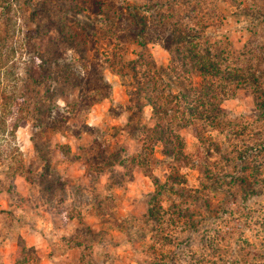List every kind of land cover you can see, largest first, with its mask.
<instances>
[{"label":"rangeland","instance_id":"rangeland-1","mask_svg":"<svg viewBox=\"0 0 264 264\" xmlns=\"http://www.w3.org/2000/svg\"><path fill=\"white\" fill-rule=\"evenodd\" d=\"M156 13L249 81L178 141L120 66L168 63ZM0 202V264H264V0H0Z\"/></svg>","mask_w":264,"mask_h":264},{"label":"trees","instance_id":"trees-1","mask_svg":"<svg viewBox=\"0 0 264 264\" xmlns=\"http://www.w3.org/2000/svg\"><path fill=\"white\" fill-rule=\"evenodd\" d=\"M156 14L151 18L155 21V29L162 30L160 34L164 32L163 37H158V43L169 52L168 63L158 66L153 60L146 61L140 55L129 62L122 61L120 66L123 69L128 67L133 73L130 78L135 84H125L129 88V102L137 105V109L149 106L155 119L153 130H160L168 138L178 141L179 135L173 126L190 125L194 120H208L211 123L221 113V101L235 92V84H249V81L244 70L230 65L229 53L220 42L200 39L193 35L192 28L183 26L181 21L174 23L168 21L164 14ZM140 18L138 22L144 28L137 29L133 40L146 45L137 38H141L145 24L149 21L145 17ZM166 29L169 31L167 34ZM141 66L145 68L141 69ZM193 72H197L202 80L199 95L189 99L183 84L187 83V78ZM253 74L255 80L257 75L255 72ZM188 83L193 85L191 81ZM173 86L177 88L176 93L173 92ZM105 87V90L109 89L108 85Z\"/></svg>","mask_w":264,"mask_h":264},{"label":"crops","instance_id":"crops-1","mask_svg":"<svg viewBox=\"0 0 264 264\" xmlns=\"http://www.w3.org/2000/svg\"><path fill=\"white\" fill-rule=\"evenodd\" d=\"M2 195V192H1ZM1 203V202H0ZM26 242L28 244H34L35 247L37 248V250H39V252L43 253L42 255H47L49 252L50 253V248H48L49 244L46 243V240L44 239V237L41 234L35 233V234H29V232H26V234L23 235ZM35 240V241H34ZM47 258V264H56V257L53 254H49V256H46Z\"/></svg>","mask_w":264,"mask_h":264}]
</instances>
